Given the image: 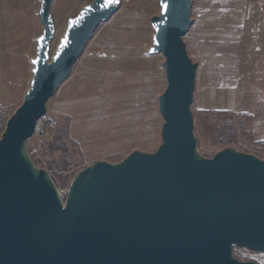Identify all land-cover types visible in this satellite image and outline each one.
I'll return each instance as SVG.
<instances>
[{
    "label": "water",
    "instance_id": "obj_1",
    "mask_svg": "<svg viewBox=\"0 0 264 264\" xmlns=\"http://www.w3.org/2000/svg\"><path fill=\"white\" fill-rule=\"evenodd\" d=\"M121 0H91L68 17L50 55L51 0L22 103L0 136V264H256L234 248L264 252V159L234 147L197 149L191 110L197 64L188 56L191 0H158L148 53L164 60L158 95L161 143L118 162L84 166L61 198L27 141L97 27Z\"/></svg>",
    "mask_w": 264,
    "mask_h": 264
},
{
    "label": "rangeland",
    "instance_id": "obj_2",
    "mask_svg": "<svg viewBox=\"0 0 264 264\" xmlns=\"http://www.w3.org/2000/svg\"><path fill=\"white\" fill-rule=\"evenodd\" d=\"M90 1L82 0L73 8L55 4L50 8L55 29L50 55L68 17ZM191 1L193 23L183 40L197 64L191 105L197 149L206 157L215 149L201 130L195 131L200 112L226 110L229 114L209 118L219 124L228 121L230 130L236 131L234 141L225 147L243 146L264 159V0ZM10 4L0 1L1 11L9 10ZM23 9V17L0 13V136L29 87L36 38L43 29L40 19L32 16L31 0ZM158 12V0H121L48 100L57 127L38 124L27 147L34 157L45 154L46 161L59 164L53 181L61 198L84 166L100 160L115 163L133 150L152 152L161 143L163 120L157 109L158 95L166 87L164 58L148 53L153 34L150 18ZM240 113L250 118L243 120ZM56 135L66 137L64 155L48 154L46 144ZM233 254L241 261L264 264V252L234 248Z\"/></svg>",
    "mask_w": 264,
    "mask_h": 264
},
{
    "label": "trees",
    "instance_id": "obj_3",
    "mask_svg": "<svg viewBox=\"0 0 264 264\" xmlns=\"http://www.w3.org/2000/svg\"><path fill=\"white\" fill-rule=\"evenodd\" d=\"M102 24H100V25H102ZM200 113H201L200 118L197 119V122H198L197 126L198 127L195 124V131L196 132H198L199 130L202 131V135L209 140V142L207 143L209 145V147L215 148L214 153H216L220 149H223L225 147V145H228L229 143L234 141L236 131L230 130L232 128V126L230 124H228V121L223 122L222 124H219L217 120L211 121L209 119L211 116L221 117L223 115H227V114H229V111L227 112L226 110H223V111L222 110H216V111L214 110V111H201ZM238 116L241 117L243 120H245L246 118H248V119L250 118V115L245 114V113H240ZM243 129H244V126H243ZM197 135H198V133H197ZM65 138H63L62 135H56V136L52 137L49 141L47 140L48 142L46 145H47V148L49 150L48 154H50V153L54 154L55 152H59L61 154H63L62 152L65 153L68 149L66 147ZM199 139L200 138H198V140ZM60 141L63 142L64 144L62 145V143ZM197 148H198V143H197ZM237 150H240V151L243 150V152H247L245 149H243V146L241 147V149H237ZM255 152L256 151H254V153L253 152H250V153L256 154ZM30 156L32 157L34 163L37 166L42 167L48 171V173L50 174L52 179L56 176L57 172L60 171L59 164L55 163L54 161H46L45 160V159H47L45 154H42V155L36 156V157H34L33 155L30 154ZM257 156H259V155H257Z\"/></svg>",
    "mask_w": 264,
    "mask_h": 264
},
{
    "label": "crops",
    "instance_id": "obj_4",
    "mask_svg": "<svg viewBox=\"0 0 264 264\" xmlns=\"http://www.w3.org/2000/svg\"><path fill=\"white\" fill-rule=\"evenodd\" d=\"M0 1L11 2V4L9 5V10L4 9V12H2L0 9L1 16L23 17L26 14V11L23 9V7L25 8V4L27 0H0ZM81 2L82 0H51L50 8H52L54 4L63 5L66 8L69 7L73 8L75 6H78ZM31 4L33 8L32 16L33 17L37 16L36 18L39 19L38 11L40 6V0H31Z\"/></svg>",
    "mask_w": 264,
    "mask_h": 264
},
{
    "label": "built area",
    "instance_id": "obj_5",
    "mask_svg": "<svg viewBox=\"0 0 264 264\" xmlns=\"http://www.w3.org/2000/svg\"><path fill=\"white\" fill-rule=\"evenodd\" d=\"M124 1L129 2V1H131V0H124ZM39 122H40V123H44V124H45L48 128H50V129H55V128L57 127V119L54 118V117L50 114L48 108H47V112H46L45 115L39 120ZM39 122H38V123H39ZM37 126H38V124H37ZM37 126H36V130H37V128H38Z\"/></svg>",
    "mask_w": 264,
    "mask_h": 264
},
{
    "label": "bare ground",
    "instance_id": "obj_6",
    "mask_svg": "<svg viewBox=\"0 0 264 264\" xmlns=\"http://www.w3.org/2000/svg\"><path fill=\"white\" fill-rule=\"evenodd\" d=\"M38 124H40V122Z\"/></svg>",
    "mask_w": 264,
    "mask_h": 264
}]
</instances>
